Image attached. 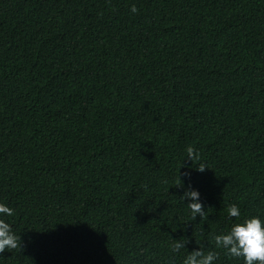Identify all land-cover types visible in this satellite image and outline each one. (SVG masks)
<instances>
[{
    "label": "trees",
    "instance_id": "1",
    "mask_svg": "<svg viewBox=\"0 0 264 264\" xmlns=\"http://www.w3.org/2000/svg\"><path fill=\"white\" fill-rule=\"evenodd\" d=\"M0 203V264H242L213 237L264 219V0H0Z\"/></svg>",
    "mask_w": 264,
    "mask_h": 264
},
{
    "label": "clouds",
    "instance_id": "2",
    "mask_svg": "<svg viewBox=\"0 0 264 264\" xmlns=\"http://www.w3.org/2000/svg\"><path fill=\"white\" fill-rule=\"evenodd\" d=\"M130 11L135 13L136 7L132 5ZM188 158L194 157L191 147L187 149ZM180 168V167H179ZM179 168L177 169V177ZM204 168L201 167V171ZM184 195L189 198L188 207L194 217L201 212V204L198 200L199 193L196 190L186 191ZM228 216L240 217L239 208L233 204L227 209ZM13 210L7 205L0 203V252L5 249H16L19 246V236L12 231L10 224L4 219L11 216ZM217 248H222L227 255L242 258V264H264V219L259 216H249L233 223L226 232L213 237ZM173 251L178 249V243L173 244ZM217 254L213 251L203 252L199 248L193 250L184 257L183 264H211Z\"/></svg>",
    "mask_w": 264,
    "mask_h": 264
}]
</instances>
